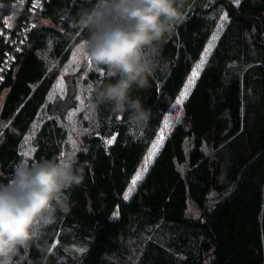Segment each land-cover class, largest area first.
I'll return each mask as SVG.
<instances>
[{
	"label": "trees",
	"instance_id": "trees-1",
	"mask_svg": "<svg viewBox=\"0 0 264 264\" xmlns=\"http://www.w3.org/2000/svg\"><path fill=\"white\" fill-rule=\"evenodd\" d=\"M94 2L45 0L0 79V182L23 159L21 142L42 106L55 114L59 103L46 101L47 94L74 44L87 36L59 13L75 16ZM10 3L3 0V12ZM223 11L228 19L180 120L125 200L131 177ZM19 16L16 23L26 18V8ZM6 49L0 38V63ZM154 58L166 61V69L154 73L148 91L134 93L152 110L151 120L134 129L128 113L118 116L101 105L92 114L74 160L81 183L65 192L68 211L58 212L46 230V251L32 247L22 264H264V0H240L238 6L233 0H185L182 22ZM103 69V75L91 73L90 99L97 85L114 79ZM116 130L115 143H105ZM67 138V129L47 117L34 134L30 163L58 159Z\"/></svg>",
	"mask_w": 264,
	"mask_h": 264
},
{
	"label": "clouds",
	"instance_id": "clouds-1",
	"mask_svg": "<svg viewBox=\"0 0 264 264\" xmlns=\"http://www.w3.org/2000/svg\"><path fill=\"white\" fill-rule=\"evenodd\" d=\"M24 3L9 5L11 14H21ZM184 5L185 0H95L75 16L59 13L71 29L87 32L74 44L77 54L114 78L95 87L88 104L93 114L105 105L115 115L128 113L134 129L147 126L152 110L134 93L148 91L154 73L166 69L167 62L155 59L154 52L182 22ZM63 35L73 39L72 32ZM81 179V169L64 157L32 163L22 159L13 166L8 181L0 182V264H17L21 249L46 251V230L56 223L58 212L68 211L65 192Z\"/></svg>",
	"mask_w": 264,
	"mask_h": 264
},
{
	"label": "rangeland",
	"instance_id": "rangeland-1",
	"mask_svg": "<svg viewBox=\"0 0 264 264\" xmlns=\"http://www.w3.org/2000/svg\"><path fill=\"white\" fill-rule=\"evenodd\" d=\"M233 1L235 2V0ZM225 13L226 11H223L221 13V16H223ZM225 23L226 21L223 22V25H225ZM220 24H221V20L219 19L216 29L210 36L209 41L207 42L205 48L203 49L199 59L196 61L194 67L186 77L185 82L179 94L176 96V98L170 105L169 109L166 111L161 121L160 127L158 128L146 153L144 154L142 160L140 161L134 175L131 177L123 193V197L130 188L132 189L131 195L133 194L137 185L139 184L141 179L145 176L154 157L157 155L158 151L162 147L170 130L173 128L176 122L180 120L183 112V104L177 105L176 100L179 99L180 93L184 90L185 85L188 82V78L192 75V72L195 69L196 64H198L200 60L204 57L205 49L208 47L210 43L212 44V48H213L217 40V38L213 40V36L218 37L221 31V30L218 31V26ZM94 71H98V73H103L104 69L101 68L100 70H98L93 62L91 63V66H89V59L84 58L82 55H78L74 47L73 50L71 51L69 59L63 65L60 66L58 76L55 79L54 83L52 84L47 94L46 101L52 102L55 99H57L56 103H59V105L58 104L55 105L56 107L54 111L55 114H52L51 113L52 111L47 110L45 104L42 106L41 111L32 122L29 130L27 131L21 142L20 152L23 155V159L28 160V162L30 163L29 159L32 157L34 153L33 149H35V144L33 142L34 134L36 133V131L41 126L42 122L47 117H55L57 122L62 126H64L68 132L67 144L65 146V149L62 151V153H64V158L71 157L73 161L75 160V154L81 147L82 135L92 127L91 119L93 113L89 110L88 104L90 100L91 91L94 85V81L92 79L91 73H93ZM58 106H62V112H60L59 110L60 108L58 109ZM78 132L79 135H77ZM162 133H163V142L159 146V148L155 151V154L152 155L151 160L147 164V170L145 171V160L149 157V154L153 152V144H155L156 141L160 139ZM72 141H75V143H72ZM25 153H27V155H25ZM60 158L61 155L57 160H59ZM137 173H142L141 179L137 180L136 184L133 185L132 181L136 178ZM131 195L129 196V198L131 197ZM25 253H26L25 250L23 249L20 250L19 255L15 258L17 264H22L23 259L25 258Z\"/></svg>",
	"mask_w": 264,
	"mask_h": 264
},
{
	"label": "built area",
	"instance_id": "built-area-1",
	"mask_svg": "<svg viewBox=\"0 0 264 264\" xmlns=\"http://www.w3.org/2000/svg\"><path fill=\"white\" fill-rule=\"evenodd\" d=\"M34 4L36 5L35 9H33ZM44 4L45 0H25L23 8H26L27 16L18 23L16 22L20 18L19 15L13 16L9 9L3 12V7H0V38L3 39L5 44L8 43L9 46L0 63V79H2L5 71L10 68L16 54L22 49L23 43L35 24V16L44 8ZM0 5H3V0H0ZM10 5L14 7L15 0H11ZM6 18H10L8 24L5 23Z\"/></svg>",
	"mask_w": 264,
	"mask_h": 264
},
{
	"label": "snow or ice",
	"instance_id": "snow-or-ice-1",
	"mask_svg": "<svg viewBox=\"0 0 264 264\" xmlns=\"http://www.w3.org/2000/svg\"><path fill=\"white\" fill-rule=\"evenodd\" d=\"M239 2H240V0H235V3L237 6L239 5ZM35 7H36V5L34 4L33 9H35ZM9 19L10 18L5 19L6 24H8ZM227 19H228V17H227L226 13L220 17L221 24L218 26V31L222 30V28L224 26L223 22L227 21ZM33 27H35V25H33ZM216 38H217L216 36H213V40H215ZM211 49H212V44L210 43L204 51V57L200 60V62L198 64H196V67L193 70L192 75L188 78V82L185 85L184 90L180 93L179 99L176 100L177 105L183 104L184 100L187 99V95L190 92L191 88L194 86L195 80L199 75V71L203 68V65L205 64L206 58L209 55V53L211 52ZM91 63H92V61L89 59V66H91ZM101 74L103 75V73H101ZM77 135H79V132L77 133ZM115 139H116V137L113 136L111 139L106 140L105 143H107L108 145H111L115 141ZM162 142H163V133L161 134L160 139H158L156 141V143L153 144V152L150 153L149 157L145 160V171L147 170V164L151 160L152 155L155 154V151L159 148V146L162 144ZM72 143H75V141H72ZM33 151H35V149H33ZM25 155H27V153H25ZM63 157H64V153H61V158H63ZM69 159H71V157H69ZM141 175H142V173H137L136 178L132 181L133 185L136 184L137 180L141 179ZM131 193H132V189L130 188L128 190V192L124 195V199L127 200L129 198V196L131 195Z\"/></svg>",
	"mask_w": 264,
	"mask_h": 264
},
{
	"label": "water",
	"instance_id": "water-1",
	"mask_svg": "<svg viewBox=\"0 0 264 264\" xmlns=\"http://www.w3.org/2000/svg\"><path fill=\"white\" fill-rule=\"evenodd\" d=\"M113 136H115L116 139H117V136H118V130L112 132V133L110 134V136H109L108 139H111ZM116 139H115V141H116ZM115 141H114L111 145H113V144L115 143Z\"/></svg>",
	"mask_w": 264,
	"mask_h": 264
}]
</instances>
